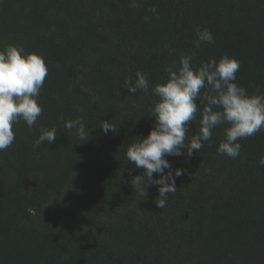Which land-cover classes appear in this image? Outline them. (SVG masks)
<instances>
[{
	"label": "trees",
	"instance_id": "trees-1",
	"mask_svg": "<svg viewBox=\"0 0 264 264\" xmlns=\"http://www.w3.org/2000/svg\"><path fill=\"white\" fill-rule=\"evenodd\" d=\"M136 3L0 0V50L22 46L48 68L36 125L14 124V143L0 151V264H264V131L239 140L236 159L217 154L227 125L191 157L167 156L184 174L160 209L158 186L133 189L143 170L125 156L153 129L158 97L123 86L137 71L164 83L181 56L195 67L228 55L240 62L236 82L264 92V0ZM197 27L215 43L196 47ZM77 118L83 140L64 128ZM101 120L116 131L105 134ZM41 127L59 129L53 144L35 145Z\"/></svg>",
	"mask_w": 264,
	"mask_h": 264
},
{
	"label": "clouds",
	"instance_id": "clouds-1",
	"mask_svg": "<svg viewBox=\"0 0 264 264\" xmlns=\"http://www.w3.org/2000/svg\"><path fill=\"white\" fill-rule=\"evenodd\" d=\"M131 7H137L136 0H131ZM155 13V7L150 9ZM150 18L145 17V22ZM194 44H214L211 30L196 29ZM193 56H181L177 64L165 68L167 79L164 83L150 85L145 73L137 71L136 79H126L124 88L136 94H147L151 88L153 96L158 97L151 107V117L155 118L153 129L145 138L137 137L127 146L125 156L129 164L142 169L143 174L131 180L133 189L141 195L151 185L158 186L159 197L155 204L164 209L168 194L177 191L176 178L184 170L173 172L167 156L191 157L194 152L205 148L211 141L213 130L221 125L224 128V140L217 148L218 155L236 159L240 156L242 139L255 136L264 131V92L257 89L249 94L247 89L237 82L240 62L234 57L223 55L219 60L211 58L193 66ZM48 68L45 60L36 53H28L22 46L7 45L0 50V151L12 146L15 141L13 125L24 121L31 129L42 113L38 103L40 90L44 86ZM203 90V91H202ZM200 119L198 132L185 143L189 124ZM64 128L77 129L81 140L85 139V125L82 119L65 121ZM100 129L107 134L116 131L110 120H101ZM58 128L41 127L40 135L35 141L41 144H53L57 139ZM258 163L264 167V155ZM167 170V172H165ZM159 179H153V174Z\"/></svg>",
	"mask_w": 264,
	"mask_h": 264
}]
</instances>
